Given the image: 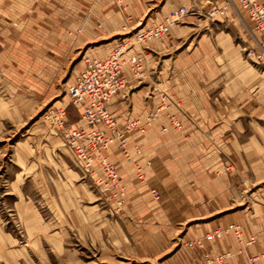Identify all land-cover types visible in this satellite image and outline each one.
Listing matches in <instances>:
<instances>
[{
  "label": "crops",
  "instance_id": "0c3cea01",
  "mask_svg": "<svg viewBox=\"0 0 264 264\" xmlns=\"http://www.w3.org/2000/svg\"><path fill=\"white\" fill-rule=\"evenodd\" d=\"M224 5L226 0H0V71L36 94L53 93L67 72L72 82L82 56L106 55L122 30L149 27L180 6L191 11L142 46L146 76L130 79L108 104L119 126L147 117L162 92L170 107L145 132L127 136L130 147H142L132 150V160L115 144L105 150L108 156L103 152L126 186L121 217L159 239L163 251L202 238L203 248L188 250L179 264H203V251L227 249L234 253L227 264H247L233 234L208 235L228 223H239L243 238L255 236L246 252L264 264V59L255 62L251 55L259 35L236 2L208 15L212 6ZM135 163L143 165L142 181Z\"/></svg>",
  "mask_w": 264,
  "mask_h": 264
},
{
  "label": "rangeland",
  "instance_id": "374dc122",
  "mask_svg": "<svg viewBox=\"0 0 264 264\" xmlns=\"http://www.w3.org/2000/svg\"><path fill=\"white\" fill-rule=\"evenodd\" d=\"M136 30H122L110 50ZM68 75L53 93L36 94L0 71V264H179L194 239L163 251L159 239L121 217L127 190L117 210L49 116L64 106L66 123L80 118L66 93Z\"/></svg>",
  "mask_w": 264,
  "mask_h": 264
},
{
  "label": "built area",
  "instance_id": "2783aa9c",
  "mask_svg": "<svg viewBox=\"0 0 264 264\" xmlns=\"http://www.w3.org/2000/svg\"><path fill=\"white\" fill-rule=\"evenodd\" d=\"M247 12L253 23L255 31L259 35L258 46L251 55L255 62L264 59V3L259 0H234ZM232 0H227L222 7L212 6L208 15L213 16L223 13ZM191 11L180 6L165 14L161 20L153 25L138 29L133 34L119 43H116L104 56L84 54L82 56V68L77 72L72 82L66 87V93L74 104L81 105V113L78 124L75 126L66 123L65 107L58 110L49 109V116L55 124L62 129L75 157L82 164L83 169L95 175V181L99 187L109 192L115 201L117 210L125 203L126 186L122 177L118 174L115 164L103 154L112 144H115L127 160H132V150L140 152L139 144L129 146L128 134L137 131H146L151 121L161 109L169 108L171 101L167 93L160 95V104L145 118L128 119L122 126L117 123L115 113L109 109L108 104L112 96L118 93L129 82V76L141 80L147 74L146 53L141 48L142 44L159 39L176 25L183 15ZM138 50L129 52L132 47ZM127 67V68H125ZM128 69L129 76L125 71ZM170 123L175 128L181 127L180 120L174 113L168 114ZM163 131L167 127L162 128ZM150 164V160L146 161ZM136 174L141 181L144 179L143 165L136 164ZM154 198L159 197L158 190L152 188ZM233 234L241 244L238 253L247 257V264H256L257 256L248 255L246 247L255 241L254 235L242 237L239 223H228L216 228L208 235L212 238L222 237L225 234ZM189 246L203 248L202 238L191 240ZM234 253L231 250L212 253L203 251L204 264H227L228 259Z\"/></svg>",
  "mask_w": 264,
  "mask_h": 264
},
{
  "label": "bare ground",
  "instance_id": "6f19581e",
  "mask_svg": "<svg viewBox=\"0 0 264 264\" xmlns=\"http://www.w3.org/2000/svg\"><path fill=\"white\" fill-rule=\"evenodd\" d=\"M80 105V104H79ZM82 109V108H81ZM82 111V110H81ZM113 162V161H112Z\"/></svg>",
  "mask_w": 264,
  "mask_h": 264
}]
</instances>
